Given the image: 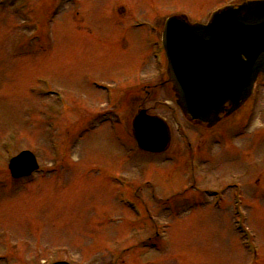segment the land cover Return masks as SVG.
Wrapping results in <instances>:
<instances>
[{
    "label": "rangeland",
    "instance_id": "obj_1",
    "mask_svg": "<svg viewBox=\"0 0 264 264\" xmlns=\"http://www.w3.org/2000/svg\"><path fill=\"white\" fill-rule=\"evenodd\" d=\"M0 1V264H264V76L250 117L209 130L169 85L128 95L164 80L151 57L163 18L200 22L225 0ZM139 107L168 123L165 153L132 141ZM22 151L39 170L12 180Z\"/></svg>",
    "mask_w": 264,
    "mask_h": 264
},
{
    "label": "water",
    "instance_id": "obj_2",
    "mask_svg": "<svg viewBox=\"0 0 264 264\" xmlns=\"http://www.w3.org/2000/svg\"><path fill=\"white\" fill-rule=\"evenodd\" d=\"M163 43L176 105L191 121L211 128L220 114H232L249 98L258 74H264V2L223 10L205 26L170 18ZM131 132L146 152H164L169 143L166 126L143 110L134 117ZM9 169L13 178L27 177L37 169L36 160L22 152Z\"/></svg>",
    "mask_w": 264,
    "mask_h": 264
},
{
    "label": "flooded vegetation",
    "instance_id": "obj_3",
    "mask_svg": "<svg viewBox=\"0 0 264 264\" xmlns=\"http://www.w3.org/2000/svg\"><path fill=\"white\" fill-rule=\"evenodd\" d=\"M243 1H247V0H243ZM228 4H238V2H232V1H229ZM228 4L226 3V4H224L223 6L228 5Z\"/></svg>",
    "mask_w": 264,
    "mask_h": 264
}]
</instances>
